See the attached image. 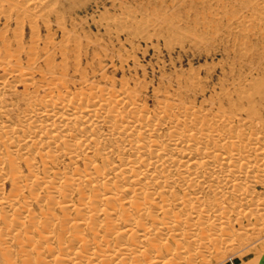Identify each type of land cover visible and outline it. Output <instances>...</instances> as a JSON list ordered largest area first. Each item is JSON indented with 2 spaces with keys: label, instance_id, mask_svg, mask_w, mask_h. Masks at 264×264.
Returning a JSON list of instances; mask_svg holds the SVG:
<instances>
[{
  "label": "bare ground",
  "instance_id": "bare-ground-1",
  "mask_svg": "<svg viewBox=\"0 0 264 264\" xmlns=\"http://www.w3.org/2000/svg\"><path fill=\"white\" fill-rule=\"evenodd\" d=\"M1 1L34 13L50 0ZM13 66L0 59V264H221L264 252L263 124L181 89L154 90L150 108L123 79L34 86Z\"/></svg>",
  "mask_w": 264,
  "mask_h": 264
},
{
  "label": "rangeland",
  "instance_id": "rangeland-1",
  "mask_svg": "<svg viewBox=\"0 0 264 264\" xmlns=\"http://www.w3.org/2000/svg\"><path fill=\"white\" fill-rule=\"evenodd\" d=\"M13 8L0 0V59L30 72L34 86L51 80L90 91L94 82L123 79L142 88L150 108L164 90L181 89L189 101L214 102L235 117L241 109L246 121L264 125V0H50L34 13ZM22 90L15 87L17 101ZM55 168L65 172L67 161ZM8 190L10 183L3 195ZM246 250L226 253L221 264H264V252Z\"/></svg>",
  "mask_w": 264,
  "mask_h": 264
}]
</instances>
